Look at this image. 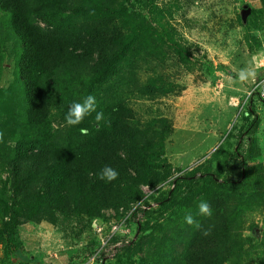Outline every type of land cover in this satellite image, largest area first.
<instances>
[{
	"label": "trees",
	"instance_id": "obj_1",
	"mask_svg": "<svg viewBox=\"0 0 264 264\" xmlns=\"http://www.w3.org/2000/svg\"><path fill=\"white\" fill-rule=\"evenodd\" d=\"M181 1L187 6L198 0ZM133 5V0H0V247L6 257L29 264L23 224L58 227L77 217L90 225L106 210L130 211L145 198L142 187L149 186L158 188L150 196L164 208L177 205L176 217L191 214L211 232L204 236L184 220L173 236L178 247L164 256L153 251L141 264H250L253 240L245 235L246 224L255 230L253 218L264 211L263 155L254 137L255 105L264 100L255 94L246 103L250 120L228 166L240 159L238 179L219 181V172L198 167L176 175L167 154L171 120L160 109L145 116L132 101L181 92L169 69L171 53L200 62L208 76L230 68L191 54L181 34L163 21L172 8H149V15L155 10L158 16L156 27L148 15L134 19ZM239 10L251 47L259 48L255 31L264 28V0L242 3ZM9 44L14 69L11 83L2 87ZM88 95L96 98L104 121L98 124L92 113L68 126L71 104ZM230 132L224 140L231 139ZM222 145L210 161L225 152ZM105 166L119 173L116 180L99 178ZM168 181L175 188L162 191ZM197 201L210 204L211 217L198 214Z\"/></svg>",
	"mask_w": 264,
	"mask_h": 264
},
{
	"label": "rangeland",
	"instance_id": "obj_2",
	"mask_svg": "<svg viewBox=\"0 0 264 264\" xmlns=\"http://www.w3.org/2000/svg\"><path fill=\"white\" fill-rule=\"evenodd\" d=\"M133 2L132 17L148 15L149 22L156 27L158 16L155 10L149 15V8H172L170 12L165 11L163 21L170 22L177 34H181L182 43L191 54L198 58L206 55L215 64L224 63L230 68V73L220 71L208 76L200 62L171 53L174 68L169 69L181 92L151 99L137 98L132 101L133 105L145 116L150 110L156 112L160 109L171 120L173 135L167 144V154L176 175L195 171L198 167L201 171L208 168L214 173L219 172V181L225 177L238 179L243 165L240 159H236L231 168L228 166L250 120L246 98L261 73L256 69L255 60L264 64V53L255 54L259 53V48L264 49V28H256L255 35L260 38L262 46L253 48L239 16L241 4L250 3V0H198L187 6L181 0ZM6 51L2 87L11 83L14 69L10 44ZM241 69H247L249 73L243 81L239 78ZM255 106L259 127L254 137L264 164V102H257ZM229 131L231 139L224 140ZM221 144L225 152L216 153L210 161ZM142 188L145 198L130 211L106 210L105 216L95 218L90 225L86 219L80 221L77 217L58 227L31 222L23 224L24 253L32 261L34 259L29 264H141L153 251L164 256L172 248L176 249L178 244L173 236L184 222V218L175 216L174 208H179L176 205L167 209L152 199L150 195L158 188ZM174 188L173 182L162 184V191ZM199 203L195 202L193 207H198ZM253 220L257 225L255 230L249 227V222L245 230V235L253 240L250 264H264V211L255 214ZM0 264L23 263L6 257L0 247Z\"/></svg>",
	"mask_w": 264,
	"mask_h": 264
},
{
	"label": "clouds",
	"instance_id": "obj_3",
	"mask_svg": "<svg viewBox=\"0 0 264 264\" xmlns=\"http://www.w3.org/2000/svg\"><path fill=\"white\" fill-rule=\"evenodd\" d=\"M249 73L247 69H241L239 73L240 80H246ZM92 113H96L95 120L99 124L104 121V113L102 111H97V101L96 98L92 95H88L82 99L81 102H73L65 115V121L68 126H77L83 122L86 116L91 115ZM82 134H87V129L80 130ZM3 140V133L0 132V142ZM119 176V173L110 166H105L100 174L99 178L102 180H106L107 182H111L116 180ZM198 214L206 217L212 216V209L208 202L201 201L198 205ZM185 223L190 226H193L196 230L201 231L202 235L208 236L210 235L211 228H203V226L195 220V218L189 214L186 215Z\"/></svg>",
	"mask_w": 264,
	"mask_h": 264
},
{
	"label": "built area",
	"instance_id": "obj_4",
	"mask_svg": "<svg viewBox=\"0 0 264 264\" xmlns=\"http://www.w3.org/2000/svg\"><path fill=\"white\" fill-rule=\"evenodd\" d=\"M258 51H259V53L255 52V54L264 53V49H262V48H259ZM255 63H256V69L258 68L261 73H260V76L256 77L255 85L253 86V88L249 92V95H248V98H246V101H248V99L255 94H257L254 96L255 99H258V100L263 99L264 100V74H263L264 73V71H263L264 64H261L260 61H256V60H255Z\"/></svg>",
	"mask_w": 264,
	"mask_h": 264
}]
</instances>
